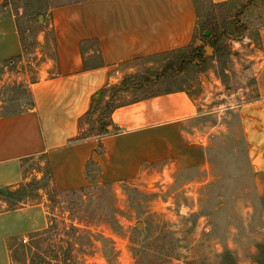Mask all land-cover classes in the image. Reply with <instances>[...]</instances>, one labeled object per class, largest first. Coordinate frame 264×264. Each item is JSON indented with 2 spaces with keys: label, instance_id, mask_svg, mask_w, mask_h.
Wrapping results in <instances>:
<instances>
[{
  "label": "rangeland",
  "instance_id": "rangeland-1",
  "mask_svg": "<svg viewBox=\"0 0 264 264\" xmlns=\"http://www.w3.org/2000/svg\"><path fill=\"white\" fill-rule=\"evenodd\" d=\"M75 1L6 0L24 53L2 70L0 114L22 108L30 83L47 74L46 62L54 58L51 11ZM248 1L196 0L193 43L122 64L121 82L106 88V98L84 121L85 132L97 133L109 120L108 102L114 107L186 89L203 104L198 123L209 133L206 167L157 168L119 184L59 192L43 158L29 160L28 179L0 192V210L44 202L48 227L10 242L13 264H264V197L236 110L261 89L247 55L264 52L257 30L262 17ZM210 28L215 34L207 39ZM197 46L205 47V60L190 58L183 70L167 68Z\"/></svg>",
  "mask_w": 264,
  "mask_h": 264
},
{
  "label": "crops",
  "instance_id": "crops-1",
  "mask_svg": "<svg viewBox=\"0 0 264 264\" xmlns=\"http://www.w3.org/2000/svg\"><path fill=\"white\" fill-rule=\"evenodd\" d=\"M239 1L247 2L213 0ZM248 6L261 13L257 30L264 41V0H249ZM51 13L54 58L46 62L47 74L30 83L22 108L0 114V191L27 180L28 161L39 157L59 192L119 184L157 168L206 167L209 133L198 123L203 104L186 89L116 107L107 131L90 134L84 125L103 90L121 82L122 64L193 43L196 0H80L55 6ZM23 53L16 16L0 0V83L2 70ZM247 58L260 96L236 110L256 189L264 197V52ZM47 227L44 202L0 210V264H13V239Z\"/></svg>",
  "mask_w": 264,
  "mask_h": 264
},
{
  "label": "trees",
  "instance_id": "trees-1",
  "mask_svg": "<svg viewBox=\"0 0 264 264\" xmlns=\"http://www.w3.org/2000/svg\"><path fill=\"white\" fill-rule=\"evenodd\" d=\"M214 34H215V28H213V29L210 28V34H209V35L206 34L207 39H208L209 37H212ZM209 43H210V44L212 43V44H211L212 46L215 45V43H218V38H216V41H212V42L209 41ZM204 48H205L204 46H197V47H195V49H194V51H192V53H189V54H185V55H183V56H182L179 60H177V61L169 62V63L167 64V68L170 69V68H174V67L178 66L180 69L183 70V69L186 68V65H187L188 62L191 60L190 58H198V59H200V60H205V57H204V51H205V49H204ZM182 50H184V48L179 49L178 51H182ZM171 52H173V51H168V52L160 53V54H157V55H154V56H161V55L165 56V55L170 54ZM190 56H192V57H190ZM193 60H194V59H193ZM122 83H125V80H124ZM105 96H106V89L103 90L102 95H101L100 98H99V101L102 100V99H104ZM124 104H125V103H124ZM121 105H122V104H121ZM118 106H120V105H116V106L112 107V105H110L109 102L107 103L106 107H107V109L109 110V116H110V114L112 113V111H113L116 107H118ZM94 109H95V105L92 106V110L89 112V114L86 116V118L89 117V116L92 114V112H93ZM82 122H83V120H82ZM109 125H111L110 120H106V121L102 124V126H101L102 131H107ZM9 188H10V187H7V190H8ZM0 192H1V191H0ZM12 208H17V206H12ZM12 208H11V209H12ZM35 234H41V231H39V232H35ZM13 240H17V239H13Z\"/></svg>",
  "mask_w": 264,
  "mask_h": 264
},
{
  "label": "built area",
  "instance_id": "built-area-1",
  "mask_svg": "<svg viewBox=\"0 0 264 264\" xmlns=\"http://www.w3.org/2000/svg\"><path fill=\"white\" fill-rule=\"evenodd\" d=\"M24 241L26 242L27 240L25 239Z\"/></svg>",
  "mask_w": 264,
  "mask_h": 264
}]
</instances>
